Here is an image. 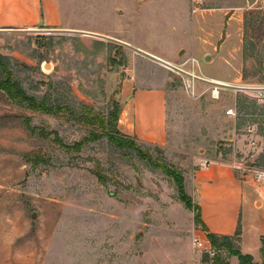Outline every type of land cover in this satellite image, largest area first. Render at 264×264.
I'll return each instance as SVG.
<instances>
[{"label": "rangeland", "instance_id": "374dc122", "mask_svg": "<svg viewBox=\"0 0 264 264\" xmlns=\"http://www.w3.org/2000/svg\"><path fill=\"white\" fill-rule=\"evenodd\" d=\"M164 4L68 0L66 7L69 26L86 30L107 29L109 13L118 17L124 10L136 45L172 55L166 149L135 141L137 152L104 136L115 129L108 124L131 51L79 31L0 33V58L27 95L77 115L86 105L106 126L87 127L69 114L34 113L0 91V264H215V253L220 264H240L204 242L197 212L186 208L175 182L148 157L183 177L205 161L264 167V151L249 146L256 133H264V103L242 90L264 88V0ZM170 8L173 19L166 16ZM184 73L205 81L189 89ZM210 79L229 87L213 98ZM228 109L236 117L227 116ZM55 134L69 146L92 135L98 139L77 153L56 144ZM35 154L43 158L36 167ZM98 165L104 185L95 175ZM253 263L264 264L262 252Z\"/></svg>", "mask_w": 264, "mask_h": 264}, {"label": "crops", "instance_id": "0c3cea01", "mask_svg": "<svg viewBox=\"0 0 264 264\" xmlns=\"http://www.w3.org/2000/svg\"><path fill=\"white\" fill-rule=\"evenodd\" d=\"M130 1V0H128ZM170 5L175 0H160ZM68 0H0V33L79 31L81 34L109 38L129 53V65L118 93L120 134L140 144L169 148V99L172 76L161 62L172 65V55H164L155 48L136 45L131 40L124 10L119 16H108V28L86 30L69 26ZM132 2V1H131ZM142 5L143 0H137ZM175 6L173 5V9ZM170 8L167 18L173 19ZM78 16L82 14L79 10ZM94 18L100 16L92 12ZM168 32L171 30L166 21ZM133 50V51H132ZM183 51L179 52L181 55ZM187 194L200 207L201 220L215 235L234 237L243 255L257 258L264 240V183L251 178L242 179L226 162L214 161L208 167H198L184 173ZM210 245L206 232H200ZM238 260V258L236 257Z\"/></svg>", "mask_w": 264, "mask_h": 264}, {"label": "trees", "instance_id": "16d2710c", "mask_svg": "<svg viewBox=\"0 0 264 264\" xmlns=\"http://www.w3.org/2000/svg\"><path fill=\"white\" fill-rule=\"evenodd\" d=\"M0 68L2 69L4 73V79L0 81V91L6 94V96L13 102L17 103L19 106H24L28 110L34 112V113H41L49 116H58V115H65L69 114L71 117H73L76 121H79L83 123V125L87 127H94L98 126L102 128L103 130L106 128L104 122L105 118L102 117L99 114H96L94 110L86 105L82 106V114L77 115L72 109L66 107V106H60V105H52L49 106L46 102V100H38L37 98L33 96L27 95V93L22 89L21 84L15 80L14 74L12 71H10L7 66L2 62L0 58ZM119 116V104L117 106L116 112L113 116V121L108 124V127L110 129L115 126L113 133H106L104 136H106L109 141L113 144H115L119 148H129L136 150L139 152L138 146H136V140L126 137L119 133L116 123ZM26 125L28 126V129L34 133L35 129L31 128L30 126V120L25 119ZM98 137L95 135H92L91 138H84L80 142H76L74 145L69 146L64 144L58 137L57 134H55L54 142L58 144L60 147L68 150V151H74L77 153H80L82 149L90 142L97 140ZM134 141V142H133ZM41 162H43V158L40 154L33 155V159L31 160L32 166L36 167ZM148 162L153 165L154 167L164 171L167 176H169L176 184L178 193L180 195V200L185 204L187 209H194L197 214L194 218V221L196 224H198L207 234V239L214 250V252H218L221 250H225L228 252V254L232 257H237L240 264H254L253 263V257L250 255H243L239 249H236L234 247V242L237 240V235L234 237L230 236H220L210 233L205 225L203 224L201 220V211L200 207L194 203L191 197H189L185 191L184 186V177L181 173L178 171L171 169L167 167L166 165H163L161 163H158L151 157H148ZM95 175L98 179V182L102 185L105 184V176L103 175V169L100 165L97 166L95 170ZM262 254L264 255V240H262ZM214 263L220 264V259L215 253L214 255ZM205 263L209 261V257L206 256L203 260Z\"/></svg>", "mask_w": 264, "mask_h": 264}, {"label": "built area", "instance_id": "2783aa9c", "mask_svg": "<svg viewBox=\"0 0 264 264\" xmlns=\"http://www.w3.org/2000/svg\"><path fill=\"white\" fill-rule=\"evenodd\" d=\"M202 0H198V2H201ZM167 68H172L168 63H165ZM185 75H187L188 81L186 83L187 87L189 89H192L194 82L196 81H205L202 78H200L199 76L195 75V74H191V73H184ZM207 83H209V85L211 86V95L213 98H218L220 96V92L221 90L228 88L229 85L227 83L224 82H220L217 80H213L210 79L208 81H206ZM242 90H246L247 93H252L255 100H257V102L259 103H264V88L263 87H243ZM227 116L229 117H236V112L234 109H228L226 111ZM264 130V128H263ZM252 132V130H250V133ZM255 138H251L250 139V143L249 146L251 148H258L261 147V150L264 151V133L262 134H257L254 136ZM212 163V161H205L204 163H202V167H208L210 164ZM232 169H234L238 175L242 178V179H247V178H251L254 182L256 183H264V167H258L255 165H248L246 164L243 160H234L230 163H227ZM196 242L199 243V239L196 240Z\"/></svg>", "mask_w": 264, "mask_h": 264}, {"label": "water", "instance_id": "95a60500", "mask_svg": "<svg viewBox=\"0 0 264 264\" xmlns=\"http://www.w3.org/2000/svg\"><path fill=\"white\" fill-rule=\"evenodd\" d=\"M182 54V53H181Z\"/></svg>", "mask_w": 264, "mask_h": 264}]
</instances>
